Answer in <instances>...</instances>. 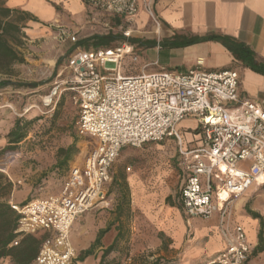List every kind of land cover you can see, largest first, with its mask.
<instances>
[{
	"label": "built area",
	"instance_id": "1",
	"mask_svg": "<svg viewBox=\"0 0 264 264\" xmlns=\"http://www.w3.org/2000/svg\"><path fill=\"white\" fill-rule=\"evenodd\" d=\"M80 1L92 17L120 21L121 40L115 47L73 53L67 59L72 77L41 98L42 107L52 111L61 95L70 92L77 109L76 135L94 140L95 147L82 163L69 167L57 194L24 205L9 203L20 216V231L43 236L32 264H76L71 227L104 201L103 188L112 180L119 153L168 139L174 140L178 154L183 215L187 220L219 217L225 247L203 264H247L252 247L244 227L232 222L231 204L264 181V107L242 96L235 70L208 71L200 62L184 73L148 72L154 63L138 74L122 75L126 61L137 64L139 59L127 28L139 10L156 29L160 26L152 4ZM70 40L76 41L74 36ZM188 119L196 125L185 141L180 125Z\"/></svg>",
	"mask_w": 264,
	"mask_h": 264
},
{
	"label": "rangeland",
	"instance_id": "2",
	"mask_svg": "<svg viewBox=\"0 0 264 264\" xmlns=\"http://www.w3.org/2000/svg\"><path fill=\"white\" fill-rule=\"evenodd\" d=\"M0 8H5V0H0ZM56 11L60 12V8L56 7ZM26 13L30 15L28 19L36 20L26 19L21 22L16 19L21 17L18 15L12 18L20 27V33L14 34L11 45L24 62L13 65L11 75L0 76V81L13 84L0 89V137L11 129L16 119L31 122L25 139L17 149L0 157V173L11 184L6 196L7 203L14 205L57 194L68 173V167L82 163L84 157L95 147L94 140L76 135L77 109L71 101L70 92L61 95L52 111L51 107H42L41 98L55 84L60 85L72 77L67 68V59L76 51L91 49L87 43L81 45L83 41L97 33L109 32H105L106 28L103 26L98 29L88 13L85 23L62 18L44 22L31 13ZM117 33L120 36V32ZM71 36H74L75 42L70 40ZM133 38L135 36L131 34V39ZM118 42H112V47L117 46ZM141 69L139 63H126L122 67V75H135ZM236 70L241 72L239 67ZM31 85L37 86L32 88ZM63 87L67 86H61ZM246 87L253 89L255 85L245 78L244 88ZM259 97L264 101L263 92ZM195 125L189 119L181 123L180 131L183 132L185 141L191 139L190 133ZM74 141L77 153L71 158L67 168L58 169L57 162L63 159L58 150L68 148ZM177 159L173 139L123 149L111 170L118 181L115 184L112 179L105 186L101 206L82 215L71 227L69 237L77 256L92 247L99 230L109 228V232L101 238V248L95 247L88 257L91 264L101 261L103 251L119 231L122 238L115 251L107 255L101 264L172 262L167 253L168 245L157 231L156 225L157 219L164 218L169 208H179ZM216 175L217 172L212 176L213 183L217 182ZM121 177L128 185V203L124 201V191L118 186ZM2 194L3 191L0 190V195ZM2 264H11V261L5 259Z\"/></svg>",
	"mask_w": 264,
	"mask_h": 264
},
{
	"label": "crops",
	"instance_id": "3",
	"mask_svg": "<svg viewBox=\"0 0 264 264\" xmlns=\"http://www.w3.org/2000/svg\"><path fill=\"white\" fill-rule=\"evenodd\" d=\"M146 1L152 4L153 12L160 23L159 28L154 27L142 9L128 26L131 34L135 36L133 40L137 41L133 44L136 46V54L139 52L137 63L141 68L144 65L155 63L147 68V70L150 69L148 72L164 69L184 73L197 68V64L200 62V68L208 71L235 70L240 77L242 96L264 107V101L259 97L262 92L264 93V77L244 68L221 44L205 42L178 48L172 46L174 41L207 34L228 36L247 45L257 58L264 62V0ZM56 7L60 8V12L56 11ZM5 8L29 12L44 22L62 18L85 23L87 14V10L80 0H5ZM92 22L98 25V29L103 26L106 28L105 32L109 31L104 34L97 33L99 36L108 33L116 35L119 34L117 32H120V21L116 19L105 18L97 14L92 17ZM126 63L130 65L129 62L126 61ZM238 67L241 72L236 70ZM245 78L255 85L253 89L244 88ZM7 132L0 137V150L6 145ZM101 205L100 203L97 207ZM252 213L257 216H253ZM80 218L76 221H79ZM218 218V214H215L209 220H187L181 208L172 207L169 208L164 218L157 219V231L168 245L167 253L172 262L174 264H203L215 258L225 247ZM232 222L240 223L244 227L248 242L252 247L247 264H264V251L257 255L253 254L258 245V236L261 230L264 236V181L260 186L252 187L235 202L232 206ZM20 229L22 227L18 220L15 233L19 236L14 240L17 242L16 246L23 237L31 236L39 241L40 248L43 240L42 235L27 233ZM12 243L9 247H16ZM5 259H9L13 264L10 258ZM34 259L29 264H32ZM76 264L91 263L87 257L83 261L78 259Z\"/></svg>",
	"mask_w": 264,
	"mask_h": 264
},
{
	"label": "trees",
	"instance_id": "4",
	"mask_svg": "<svg viewBox=\"0 0 264 264\" xmlns=\"http://www.w3.org/2000/svg\"><path fill=\"white\" fill-rule=\"evenodd\" d=\"M14 15L21 17H16L18 21H26L30 18V15L26 12L20 13L16 10H10L8 8H0V76H9L12 74V66L15 64H22L24 62L23 58L15 51L11 43L14 40V34L20 33V27L16 24L12 18ZM29 21H35L36 19H28ZM121 40V36L112 35L108 33L107 35H94L89 39L83 41L81 45L87 43L92 49H97L100 47L109 48L112 47V42ZM131 43L137 42L133 39H130ZM205 42H215L221 44L234 58L235 61L239 62L244 68L250 70L251 72L264 77V62L259 60L256 54L244 43L237 41L234 38L228 36H221L215 34H207L204 36H197L192 38H187L181 41H174L172 46L174 48L186 47L193 44L205 43ZM13 85L7 81H0V89L5 86ZM37 85H31L34 88ZM31 122L25 121L23 119H16L13 123L11 129L7 132L5 139L6 145L0 150V157H2L7 152H13L17 149V146L25 139L27 134V129L30 126ZM127 148V147H125ZM124 148V149H125ZM77 153L76 141H74L68 148L59 149L58 154L63 156V159L57 162V168L68 167L71 158ZM178 155V154H177ZM178 172V163L176 164ZM70 167V166H69ZM68 167V170H69ZM118 181V178L113 177V182ZM119 188L124 191V201L128 203L129 190L126 185L125 179H119ZM179 181L181 186V174L179 172ZM179 186V188H180ZM11 187V184L6 181L5 177L0 173V190L3 191V194L0 195V264L5 258H10L13 264H29L36 256L39 249V241L31 236H25L21 239L18 246L9 247V245L19 236L15 233L18 220L20 218L9 206L8 202V189ZM177 199L179 200V190L177 193ZM24 202L21 205L26 204ZM178 207L181 208L179 201ZM120 208V207H119ZM253 214V213H252ZM253 216H257L253 214ZM109 231V228L100 230L97 233V236L93 242V245L90 249L84 251L79 256V261H83L85 258L89 257L93 253L95 247L100 246L101 238ZM122 235L120 231L117 233L113 243L107 247L102 254V260L115 251L117 244L119 243ZM264 251V236L262 230L258 236V245L254 249L253 254L257 255ZM100 262V264H101ZM174 262H170L172 264ZM158 264V263H152Z\"/></svg>",
	"mask_w": 264,
	"mask_h": 264
},
{
	"label": "bare ground",
	"instance_id": "5",
	"mask_svg": "<svg viewBox=\"0 0 264 264\" xmlns=\"http://www.w3.org/2000/svg\"><path fill=\"white\" fill-rule=\"evenodd\" d=\"M27 111H29V110H27Z\"/></svg>",
	"mask_w": 264,
	"mask_h": 264
}]
</instances>
